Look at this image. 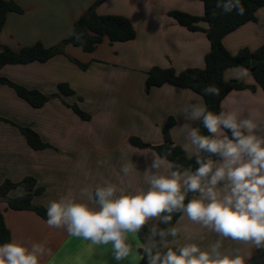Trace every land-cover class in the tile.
Here are the masks:
<instances>
[{"label":"crops","instance_id":"1","mask_svg":"<svg viewBox=\"0 0 264 264\" xmlns=\"http://www.w3.org/2000/svg\"><path fill=\"white\" fill-rule=\"evenodd\" d=\"M23 12H11L0 33V50H13L36 42L46 47L57 45L68 37L74 22L87 12L95 0H13ZM100 15L128 17L136 30L135 38L115 41L105 37L91 52L81 46L66 44L63 53L46 61L6 64L0 77L51 97L42 107L34 108L17 95L15 90L0 83V116L36 130L52 147L33 149L20 129L0 120V185L5 179L19 181L35 177L44 191L34 202L47 203L66 193H75L81 186L94 188L105 181L127 185L119 169L123 163L136 166L135 182L143 185L142 175L146 154H158L153 148L132 145L136 136L152 145L163 143L162 129L169 118L175 123L170 129L173 142L181 145L180 128L182 107L204 98L195 91L172 84L154 86L148 92L145 80L153 66L172 67L177 72L187 68H203L210 42L203 30H190L169 15L180 10L192 15L204 14L201 0H104L96 8ZM202 28L208 23L200 21ZM224 46L237 54L241 49L251 51L264 44V6L256 12V20L249 21L223 38ZM71 58L88 67L82 69ZM246 73V75H241ZM226 80H239L256 89H234L222 100L225 111H252L264 121V90L245 67H229ZM60 83H67L74 93H63ZM68 104L78 103L91 115L89 120L79 117ZM24 188L10 191L11 197L23 195ZM11 239L43 242L50 255L41 264H114L111 254L97 249L87 250L79 238L69 237L61 228L50 227L46 219L30 210H13L6 202L0 203ZM180 242H198L207 246L215 234L190 222ZM225 250L238 248L240 254L252 258L258 248L241 242L225 241ZM140 261L136 262L139 264ZM120 264H129L122 261Z\"/></svg>","mask_w":264,"mask_h":264},{"label":"clouds","instance_id":"2","mask_svg":"<svg viewBox=\"0 0 264 264\" xmlns=\"http://www.w3.org/2000/svg\"><path fill=\"white\" fill-rule=\"evenodd\" d=\"M216 7L245 11L242 0H216ZM202 94L215 96L218 89L209 85ZM180 121L189 166L170 160L171 152L146 154L138 185L136 166L123 163L125 187L105 181L59 195L46 205L47 225L62 227L87 250L110 252L114 264H246L247 257L235 247L226 251L224 242L264 248V121L250 110L213 111L198 100L182 107ZM180 221L215 239L207 246L181 243L188 225ZM48 255L43 242H0V264H41Z\"/></svg>","mask_w":264,"mask_h":264},{"label":"trees","instance_id":"3","mask_svg":"<svg viewBox=\"0 0 264 264\" xmlns=\"http://www.w3.org/2000/svg\"><path fill=\"white\" fill-rule=\"evenodd\" d=\"M104 0H95L87 12L80 16L73 24L71 34L60 41L57 45L46 47L42 42H36L32 45L24 46L19 50H13L4 46L0 50V68L6 64H22L32 61H46L56 54L63 53V47L66 44L81 46L84 51L91 52L97 45L107 37L110 42L127 41L135 38L136 30L131 20L122 15H100L95 8ZM204 3V14L202 16L192 15L190 13L172 10L169 15L174 17L181 25L190 30H203L210 42V49L205 54V66L203 68H187L177 72L174 68H163L153 66L147 73L145 80V89L148 92L154 86L163 84H172L181 88H188L200 94L205 104L210 110L220 111L221 102L224 97L234 89L255 90V85L246 84L239 80H226L224 71L229 67L242 66L249 69L256 82L264 90V44L258 49L251 51L248 48L241 49L237 54H232L223 44V38L228 33L234 31L246 22L256 20V12L264 6V0H242L244 6L243 15H238L235 10L230 13H224L216 7V0H201ZM11 12L21 13L23 8L13 0H0V33L5 25L7 15ZM200 21L208 23V28H202ZM257 58V63L252 66V58ZM82 69L88 67L87 63H82L77 59L71 58ZM0 83L11 86L17 95L26 100L34 108L42 107L51 97L58 94L47 95L37 89H30L18 84L7 77H0ZM214 85L218 89V95H203L205 87ZM59 89L63 93L71 94L74 90L67 83H60ZM73 111L83 120H89L91 115L81 109L78 103L68 104ZM0 120L10 122L16 125L24 135L27 143L35 150H43L52 147L45 142L40 134L31 127L22 126L0 116ZM173 118H169L162 129L163 143L152 145L140 139L139 137H130L132 145L141 148H153L158 154H167L170 160L189 166L184 158V153L173 142L170 129L174 125ZM22 187L25 193L20 196L11 197L10 191ZM44 191V187L38 184L35 177L27 176L19 181L5 179L0 185V203L6 202L13 210H30L36 212L44 219L46 217V207L34 202V197ZM176 222V216L172 223ZM166 227L165 225H160ZM147 225L141 230V236L146 233ZM11 239V231L8 228L3 212L0 208V242ZM170 239V238H169ZM139 264H144L140 260ZM246 264H249L246 262Z\"/></svg>","mask_w":264,"mask_h":264},{"label":"water","instance_id":"4","mask_svg":"<svg viewBox=\"0 0 264 264\" xmlns=\"http://www.w3.org/2000/svg\"><path fill=\"white\" fill-rule=\"evenodd\" d=\"M257 63V58L253 57L251 60L252 66ZM249 264H264V248H258L253 254L252 258L248 260Z\"/></svg>","mask_w":264,"mask_h":264}]
</instances>
